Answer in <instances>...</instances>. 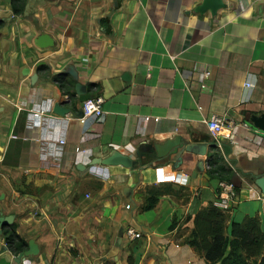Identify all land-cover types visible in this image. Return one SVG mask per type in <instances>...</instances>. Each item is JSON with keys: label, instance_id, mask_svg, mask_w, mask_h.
<instances>
[{"label": "crops", "instance_id": "0c3cea01", "mask_svg": "<svg viewBox=\"0 0 264 264\" xmlns=\"http://www.w3.org/2000/svg\"><path fill=\"white\" fill-rule=\"evenodd\" d=\"M28 2L16 14L0 0V209L39 253L17 262L2 232L0 264H207L181 238L220 175L241 181L229 224L260 216L264 230V150L245 151L243 131L219 145L205 123L264 113V0H224L216 14L197 11L203 0ZM86 96L103 97L102 122L81 121ZM115 150L138 162L136 185L131 168L92 164ZM151 187L164 192L144 210Z\"/></svg>", "mask_w": 264, "mask_h": 264}, {"label": "trees", "instance_id": "16d2710c", "mask_svg": "<svg viewBox=\"0 0 264 264\" xmlns=\"http://www.w3.org/2000/svg\"><path fill=\"white\" fill-rule=\"evenodd\" d=\"M27 0H13L16 14L22 13ZM59 83L64 88V80ZM220 180L231 181V175ZM164 191L158 187L147 190L144 210L155 207ZM231 213L221 210L214 202L194 216V227L182 242L190 245L198 258L207 264H264V230L260 216H247L240 223L229 224ZM176 227V222L171 230ZM17 224L3 229L7 247L15 254L23 252L28 242L22 238ZM116 264V263H111Z\"/></svg>", "mask_w": 264, "mask_h": 264}, {"label": "built area", "instance_id": "2783aa9c", "mask_svg": "<svg viewBox=\"0 0 264 264\" xmlns=\"http://www.w3.org/2000/svg\"><path fill=\"white\" fill-rule=\"evenodd\" d=\"M209 77V73L204 74L202 88L207 89V80ZM103 103L104 99L102 96H94L84 100L81 106V121L84 123L87 120L102 122L106 115ZM205 123L207 124L210 135L219 145L225 140L231 143H237L239 140V131H243V134H241L242 142H245V144L259 146L261 147V150H264V137L261 135L262 132L257 128H254L249 122L237 123L231 119L228 114H211L205 120ZM13 138H18V136L13 135ZM61 143L64 144L65 140H61ZM76 152L80 156V154L87 152V150L77 147ZM174 181L176 184L186 186L189 183V176L178 173L175 175ZM237 200L238 188L231 181L220 180L214 204L221 210L231 213L237 203ZM127 235L131 239H138L142 237L141 232L135 228H128ZM98 264L104 263L100 262Z\"/></svg>", "mask_w": 264, "mask_h": 264}, {"label": "water", "instance_id": "95a60500", "mask_svg": "<svg viewBox=\"0 0 264 264\" xmlns=\"http://www.w3.org/2000/svg\"><path fill=\"white\" fill-rule=\"evenodd\" d=\"M34 0H29L26 9L28 11L31 9V5ZM226 6L224 0H203L202 4L197 7V11L205 12L210 10L212 14H216L218 10L224 8ZM38 43L41 47H47L52 45V40L47 34H43L39 37ZM33 80L37 79V76H33ZM90 98V96H86L82 98L83 101ZM55 111L59 114H66L69 112L68 109L62 108L60 106H56ZM81 115V114H80ZM250 123L255 126L257 129L264 130V113L260 115H251L249 118ZM178 142V140H167L165 144H163L162 149L160 150L161 153L170 152L174 145ZM158 147V145H157ZM245 151L249 153H260L261 147L252 145V144H245L243 145ZM92 164H105V165H123L127 168H131L132 172L131 175L133 177L134 185L138 182V162L135 161L129 154H125L119 150H115L109 156L105 158H94ZM254 184L259 189L260 193L264 196V174L256 176L254 179ZM231 182L238 188L240 186L241 181L237 174H234L231 178ZM240 183V184H239ZM3 200V196H0V201ZM14 216L13 215H5L0 209V234L3 232V228L5 226H9L13 223ZM39 253V248L37 243L34 240L29 241V248L23 252H21L17 257L16 261L21 262L22 260L25 261L27 257H31L37 255Z\"/></svg>", "mask_w": 264, "mask_h": 264}]
</instances>
